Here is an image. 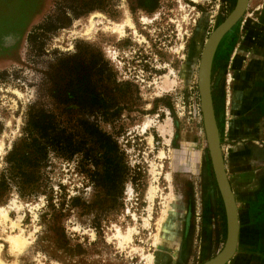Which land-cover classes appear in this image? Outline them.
Wrapping results in <instances>:
<instances>
[{"label":"rangeland","instance_id":"374dc122","mask_svg":"<svg viewBox=\"0 0 264 264\" xmlns=\"http://www.w3.org/2000/svg\"><path fill=\"white\" fill-rule=\"evenodd\" d=\"M58 1L48 0L29 26L27 34L32 38L27 35L22 43L21 63L0 68V169L5 153L21 135L29 104L54 79L55 59L59 53L71 52L75 42L82 40L102 51L118 80H132L138 86L144 113L123 112L113 124L101 123L123 149L128 175H134L135 183L127 180L122 197L111 204L79 171L77 158L51 157L46 168L51 189L46 191L52 194L56 211L46 194L24 199L11 192L0 204L7 214L6 220L0 215V264H148L149 253L150 264L202 263L222 248L226 215L205 140L197 68L206 38L236 0H160L152 13L132 9L133 0H110L103 11L72 17L63 27L40 29L57 11ZM263 5L264 0H248L244 13L214 52L211 91L220 127L237 86H245L238 92L239 101L250 100L249 90L257 83L264 86V21L258 18ZM95 11L102 16L95 18L94 32L81 35L80 29ZM0 14L2 27L20 21L9 13ZM98 19L102 22H96ZM126 19L133 25L125 23L121 34L107 29L110 21ZM107 48L113 49V56ZM258 158L253 167H264V158ZM259 182L264 187V175ZM258 190L238 195V201L248 202L247 198L255 195L264 199V188ZM72 196L88 206L71 207L68 200ZM62 200L64 211L59 205ZM164 210L166 226H162L164 219L160 220ZM248 216L245 213L239 219V244L225 264H235L246 247L257 245L260 237L264 240V225L262 232L251 229ZM118 230L129 237L125 245L118 243ZM200 232H215L204 254L198 250ZM156 233L158 245L153 243ZM6 234L21 235L26 242L15 248ZM186 241L188 254L184 251ZM258 259L252 264H264L263 247Z\"/></svg>","mask_w":264,"mask_h":264},{"label":"trees","instance_id":"16d2710c","mask_svg":"<svg viewBox=\"0 0 264 264\" xmlns=\"http://www.w3.org/2000/svg\"><path fill=\"white\" fill-rule=\"evenodd\" d=\"M109 1L59 0L57 11L39 25L40 29L49 31L70 24L72 17L103 11ZM159 1L133 0L131 8L152 13ZM28 36L32 38V34ZM54 63L57 64L54 79L29 104L21 135L3 157L0 204L13 191L24 199L47 195L46 189L51 186L46 168L51 157L65 161L77 158L79 171L103 192L104 201L114 204L122 197L125 182L134 184L135 178L128 175L117 139L101 123L113 124L123 112L144 113L138 86L132 80H118L102 51L82 40L75 42L71 52L59 53ZM47 197L51 202L52 194ZM68 201L71 207L88 206L76 196ZM59 205L64 211L65 202L62 200ZM50 206L56 211L52 202Z\"/></svg>","mask_w":264,"mask_h":264},{"label":"crops","instance_id":"0c3cea01","mask_svg":"<svg viewBox=\"0 0 264 264\" xmlns=\"http://www.w3.org/2000/svg\"><path fill=\"white\" fill-rule=\"evenodd\" d=\"M260 12H262V15H259L258 18L260 21H264V5ZM248 85L250 86V84ZM243 88H245L243 85L237 86V90L233 93V99L228 101L229 109L222 118V125L220 127L217 124V127L225 170L236 201L238 225L239 219L241 220V217L246 213L248 219V214L252 218L249 222L250 226H252L251 229L262 232V225H264V199L255 195L254 197H248V202L241 203L237 197L238 195H245L251 190L256 191L264 188L259 184V179L264 175V167H253V164L258 162V156L264 158V145L260 143L264 142V86L261 88L260 84L257 83L256 88L253 87L249 90L252 95L249 98L250 100L239 101L241 95L238 92L243 90ZM167 233L174 236L176 232ZM214 235L215 232H200L198 250L201 253L207 252ZM186 245L188 247V241H186L184 248L185 254H188L189 249ZM260 247L264 248L262 237L257 241V245H249L248 248H245L249 253L247 251H244L243 254L239 253L235 264H252L259 261Z\"/></svg>","mask_w":264,"mask_h":264},{"label":"water","instance_id":"95a60500","mask_svg":"<svg viewBox=\"0 0 264 264\" xmlns=\"http://www.w3.org/2000/svg\"><path fill=\"white\" fill-rule=\"evenodd\" d=\"M248 0H236L229 14L211 31L206 38L197 68L199 106L206 145L214 178L224 205L226 215V238L222 248L200 264H225L233 255L238 237V215L233 191L224 166L218 127L211 94V66L216 47L222 36L242 16Z\"/></svg>","mask_w":264,"mask_h":264},{"label":"flooded vegetation","instance_id":"af4514ba","mask_svg":"<svg viewBox=\"0 0 264 264\" xmlns=\"http://www.w3.org/2000/svg\"><path fill=\"white\" fill-rule=\"evenodd\" d=\"M47 2L48 0H0L3 16L9 13V16L20 18L12 26L7 24L2 27L0 24V68L21 63L22 43L29 33L28 28L45 10Z\"/></svg>","mask_w":264,"mask_h":264},{"label":"bare ground","instance_id":"6f19581e","mask_svg":"<svg viewBox=\"0 0 264 264\" xmlns=\"http://www.w3.org/2000/svg\"><path fill=\"white\" fill-rule=\"evenodd\" d=\"M98 16H102L101 13L95 11V12H92L91 15L88 17V21L87 23L82 26V28L80 29V34L81 35H89L91 34L92 32H94L93 30L95 29V18L98 17ZM149 17V16H148ZM143 19L144 20H147V16H143ZM96 22H99L101 23L102 20L101 19H98L96 20ZM129 23L131 26L133 25L131 23V21L128 19H126V21L124 20L122 23H117V22H114V21H110L109 23L111 24V26L107 27V29L110 31V32H114V33H117L118 35L122 33V29L125 25V23ZM105 25V24H104ZM97 28V27H96ZM99 28V27H98ZM89 37V36H88ZM92 37V36H91ZM107 52L109 55L113 56L114 55V52H113V49L112 48H107ZM144 126L146 128V126H148V122L147 120H144ZM132 190V187L130 185V183L128 184V191H131ZM170 213V212H169ZM164 214H166V210L163 211V216L160 220H163L164 219ZM0 215L2 216V219L6 220L7 218V214H6V207H0ZM168 215V214H167ZM167 219L168 217H166L164 219V222L162 224V226H166L165 223H167ZM14 223V222H12ZM160 224V223H159ZM160 233H163V232H160ZM117 240L119 241L118 243L120 245H125L126 242H128V235L127 233L125 234L124 232H121V230H118V232L115 234ZM5 238L8 239L15 248H19V247H22L23 244H25V238L22 237L21 235H12V234H6L5 235ZM158 234H154V244L157 243L158 241ZM237 240H238V237H237ZM158 245V244H156ZM160 245V244H159ZM157 247V246H156ZM236 251V249H235ZM234 251V253H235ZM233 253V254H234ZM146 256V255H145ZM233 256V255H232ZM232 256L230 257V259L232 258ZM154 258V257H153ZM229 259V260H230ZM146 260L148 262V264H150L152 262V254L149 253L147 256H146ZM154 261V260H153ZM0 263H2V260L0 259Z\"/></svg>","mask_w":264,"mask_h":264}]
</instances>
